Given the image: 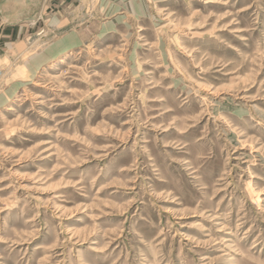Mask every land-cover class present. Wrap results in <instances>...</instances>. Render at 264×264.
Wrapping results in <instances>:
<instances>
[{
	"label": "rangeland",
	"instance_id": "obj_1",
	"mask_svg": "<svg viewBox=\"0 0 264 264\" xmlns=\"http://www.w3.org/2000/svg\"><path fill=\"white\" fill-rule=\"evenodd\" d=\"M144 2L0 21V264H264V0Z\"/></svg>",
	"mask_w": 264,
	"mask_h": 264
},
{
	"label": "crops",
	"instance_id": "obj_2",
	"mask_svg": "<svg viewBox=\"0 0 264 264\" xmlns=\"http://www.w3.org/2000/svg\"><path fill=\"white\" fill-rule=\"evenodd\" d=\"M38 1H44L45 4L53 1H60V4H64L69 0H0V21L4 24L9 23L15 26L18 21L15 17L18 15L26 16V11L29 10L35 11V9H37L36 6ZM141 1H143L141 5H138L134 0H130V4L135 10L143 12L145 11V2L144 0ZM50 4L48 5V8H51Z\"/></svg>",
	"mask_w": 264,
	"mask_h": 264
},
{
	"label": "built area",
	"instance_id": "obj_3",
	"mask_svg": "<svg viewBox=\"0 0 264 264\" xmlns=\"http://www.w3.org/2000/svg\"><path fill=\"white\" fill-rule=\"evenodd\" d=\"M0 29H1V23H0Z\"/></svg>",
	"mask_w": 264,
	"mask_h": 264
},
{
	"label": "bare ground",
	"instance_id": "obj_4",
	"mask_svg": "<svg viewBox=\"0 0 264 264\" xmlns=\"http://www.w3.org/2000/svg\"><path fill=\"white\" fill-rule=\"evenodd\" d=\"M143 2V1H142Z\"/></svg>",
	"mask_w": 264,
	"mask_h": 264
}]
</instances>
